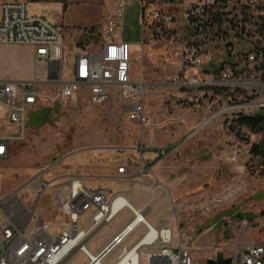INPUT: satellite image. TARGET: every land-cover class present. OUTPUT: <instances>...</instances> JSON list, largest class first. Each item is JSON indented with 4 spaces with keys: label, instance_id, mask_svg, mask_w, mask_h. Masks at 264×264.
I'll use <instances>...</instances> for the list:
<instances>
[{
    "label": "rangeland",
    "instance_id": "rangeland-1",
    "mask_svg": "<svg viewBox=\"0 0 264 264\" xmlns=\"http://www.w3.org/2000/svg\"><path fill=\"white\" fill-rule=\"evenodd\" d=\"M43 1L34 4L38 8L35 12L52 14L65 27L68 66L78 53L99 42L105 18L113 14L118 2L122 3L119 38L138 49L131 75L135 80L144 77L151 84L144 99L145 111L158 128L142 134L136 124L128 122L117 90L100 107L85 102L77 108H43L30 115L24 137L11 142L8 156L0 159V201L16 196L36 219L53 224L62 218L58 200L64 194L65 178L71 177L111 194L125 191L137 206L146 202L151 207L150 219L157 225L167 219L169 201L175 225L181 230L190 228L182 242L195 247V264L219 259L213 249L234 240L264 244V168L249 154L262 135L235 126L232 132L230 116L212 118L226 103H216L210 91H181L169 86L182 69L179 46L146 41L140 0H64L65 8ZM44 4H51L47 12L42 9ZM226 5L220 7L217 22L197 40L207 69L221 60L229 62L247 54L252 46L240 42L239 33H248L243 41L253 43V31L263 13L256 4L242 8L239 0ZM231 44L234 54L228 58L225 54ZM185 71L190 76L202 73L200 69ZM0 136L21 137L17 128L1 123ZM142 148L169 152L154 162H144ZM120 168H125L124 174L118 173ZM39 174L50 183L42 196L32 186ZM154 181L167 190L168 201L161 191L155 196L148 191V184ZM237 185L242 188L240 194L208 206L211 196L222 195ZM128 219L129 214L122 213L115 226L124 225ZM109 233L106 227L97 237L101 246L107 243ZM79 260L80 264L84 261Z\"/></svg>",
    "mask_w": 264,
    "mask_h": 264
},
{
    "label": "built area",
    "instance_id": "built-area-1",
    "mask_svg": "<svg viewBox=\"0 0 264 264\" xmlns=\"http://www.w3.org/2000/svg\"><path fill=\"white\" fill-rule=\"evenodd\" d=\"M229 1L140 0L146 41L179 46L182 69L169 86L181 91H210L216 103H226L212 118L264 114V0H239L242 8L256 4L263 11L253 31V43L243 41L248 33H239V41L252 49L229 62L221 60L213 69L204 67L197 40ZM122 21L123 5L118 2L103 22L99 42L78 53L68 66L62 24L50 15L32 11L26 2L0 0V45L33 48L35 65L29 81L0 78V119L16 127L21 136H0V159L8 156L11 142L24 137L31 114L49 107L77 108L85 102L100 107L112 99L114 90L123 102L128 122L136 124L142 134L158 128L145 111L144 99L151 84L144 77L132 78L134 51L119 38ZM231 46L225 57L234 54ZM189 68L202 73L190 76L185 71ZM165 152L169 151L160 150L159 155L165 156ZM125 171L120 168L118 173ZM43 178L44 174H39L32 183L40 196L50 188ZM63 185L64 194L58 200L62 218L53 224L36 219L16 196L0 201V264H80V258L82 264H195V247L182 242L190 228L181 230L175 225L167 190L158 182H150L148 191L153 196L161 191L168 201V217L160 225L150 221L149 204L134 205L127 192L111 194L71 177H66ZM241 191L237 185L222 195L211 196L208 206L227 202ZM125 212L129 219L116 230L115 222ZM106 227L110 237L101 246L97 237ZM213 250L215 257L230 260V264H264V244H238L234 240Z\"/></svg>",
    "mask_w": 264,
    "mask_h": 264
},
{
    "label": "crops",
    "instance_id": "crops-1",
    "mask_svg": "<svg viewBox=\"0 0 264 264\" xmlns=\"http://www.w3.org/2000/svg\"><path fill=\"white\" fill-rule=\"evenodd\" d=\"M19 1H23V2L28 3L32 11H36L38 9V8L35 9L36 7H34V4L40 5L39 3H34L33 2L34 0H19ZM41 5H43V4H41ZM44 5L45 6L42 9L46 10V12H47V10H48L47 6H49L51 4H44ZM55 5L58 6L59 4H55ZM50 16H51V18L54 17L52 14H50ZM137 50H138L137 48L133 47L134 54L136 53ZM213 68L214 67L212 64V69ZM34 72H35V65H34V49L33 48L11 46V45H0V78L1 79L10 80V81H14V82L29 81V80L33 79ZM145 80H146V78H145ZM1 116H2V109L0 108V117ZM0 123L3 125H6V126L12 127V128H16V127L8 124L5 120L0 119ZM155 131L156 130H154L153 132H155ZM143 151H144V153H143V159L142 160H144V162H149V161L154 162L156 159L162 158V157H159V150L158 149L155 150V149L144 148ZM128 180L130 181L131 179H128ZM121 192H125V191H121ZM128 198L133 203V199L129 195H128ZM142 198L145 200L144 197H142ZM142 198L138 199L139 202ZM146 204H147L146 202H141L140 205L138 203V206H144ZM136 206H137V204H136ZM150 216H151V214L149 215V219H150ZM150 221L154 225H157V223H154L151 219H150ZM122 226H118V227L115 226V229L120 230L122 228ZM111 236H112V234H111ZM203 242H206V241H203ZM236 242L238 244H243L245 242H255L257 244L262 245V243H260L258 241H252V240H247L244 242H239L237 240ZM206 245L207 244L203 243V247H206Z\"/></svg>",
    "mask_w": 264,
    "mask_h": 264
},
{
    "label": "trees",
    "instance_id": "trees-1",
    "mask_svg": "<svg viewBox=\"0 0 264 264\" xmlns=\"http://www.w3.org/2000/svg\"><path fill=\"white\" fill-rule=\"evenodd\" d=\"M34 3H39L40 0H34ZM44 3H56V4H63L64 6V0H44ZM65 8V6H64ZM214 22H217L215 20ZM234 126L235 127H240V128H245L249 130L253 134H261L262 139L261 141L253 145L250 150L249 154L254 157L259 159L261 162V165L264 168V114H257L255 116H235L232 119L230 130L233 132L234 131ZM169 151V150H168Z\"/></svg>",
    "mask_w": 264,
    "mask_h": 264
},
{
    "label": "water",
    "instance_id": "water-1",
    "mask_svg": "<svg viewBox=\"0 0 264 264\" xmlns=\"http://www.w3.org/2000/svg\"><path fill=\"white\" fill-rule=\"evenodd\" d=\"M208 264H230V260H224L222 258H219L215 261L210 260Z\"/></svg>",
    "mask_w": 264,
    "mask_h": 264
},
{
    "label": "bare ground",
    "instance_id": "bare-ground-1",
    "mask_svg": "<svg viewBox=\"0 0 264 264\" xmlns=\"http://www.w3.org/2000/svg\"><path fill=\"white\" fill-rule=\"evenodd\" d=\"M168 193V192H167Z\"/></svg>",
    "mask_w": 264,
    "mask_h": 264
}]
</instances>
